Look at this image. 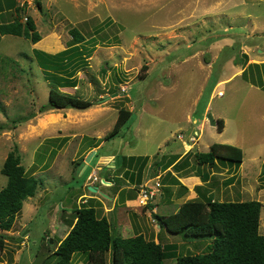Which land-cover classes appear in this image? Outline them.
Masks as SVG:
<instances>
[{
	"label": "rangeland",
	"instance_id": "374dc122",
	"mask_svg": "<svg viewBox=\"0 0 264 264\" xmlns=\"http://www.w3.org/2000/svg\"><path fill=\"white\" fill-rule=\"evenodd\" d=\"M16 2L22 17L34 20L41 40L33 43L0 35V60L12 58L20 64L13 70L14 65L7 63L5 68L0 63V124L7 126L0 131V191L8 182L1 172L3 164L16 145L27 173L43 185L25 201L13 228L0 231L10 237L5 250H0V264H56L55 250L70 231L74 211L89 201H95L118 235L142 233L175 244L178 256L202 253L209 239L184 240L161 229L153 216L175 213L183 202L197 198L199 186L220 202L260 201V233L264 234V87L251 79L259 83L260 76L264 83V68L248 69L264 63V0ZM14 18L15 12L7 11L0 15V23ZM74 28L86 37L82 50L89 58L76 73L77 88L65 91L95 105L84 111L39 114L49 101L50 86L36 61L24 57L32 56L33 49L50 54L66 50L73 42ZM242 69L248 70V77L243 78ZM122 108L132 111V117L119 135L104 141ZM33 113L37 116L12 128L13 120ZM210 113L224 121L223 132L210 125ZM200 130L199 141L191 147L177 138ZM94 143L100 146L93 150ZM213 144L241 148L243 164L231 170L210 168L197 165L192 157L181 174L155 168L158 160L164 159L165 164L175 155L206 153ZM93 151L96 154L87 164ZM117 157L127 161L148 157L141 186L152 187L159 180L163 194L146 205L141 204L138 190L127 189L117 196L112 182L116 175L112 161ZM198 168L209 175L208 181L199 180L192 185L193 193L178 198L173 179L194 177ZM165 190L173 193L170 201L163 198ZM79 256L72 264H83Z\"/></svg>",
	"mask_w": 264,
	"mask_h": 264
},
{
	"label": "trees",
	"instance_id": "16d2710c",
	"mask_svg": "<svg viewBox=\"0 0 264 264\" xmlns=\"http://www.w3.org/2000/svg\"><path fill=\"white\" fill-rule=\"evenodd\" d=\"M16 3V0H0V15L7 11L15 12V18L11 22L0 23V35L23 37L38 43L41 35L37 31L34 20L28 16L22 17L21 9ZM38 5L41 6L39 2ZM71 36L73 42L64 51L50 54L40 49H33L32 56L24 57L30 62L36 61L45 81L50 86L49 101L40 107L39 114L69 109L84 111L95 105V102L90 99L65 91L77 88L76 73L81 66L88 64L87 58H89L82 50L87 43L86 37L76 28L71 30ZM245 57L248 58L247 55ZM0 63L5 68L7 63H10V66L14 65L13 70L20 65L12 58H2ZM252 66L259 70L260 67L264 68V63L251 64L248 69ZM143 69L147 67L144 66ZM20 72H25V69L20 68ZM247 73L248 70L245 69L243 78L248 77ZM251 79L253 84L264 87L262 77L259 76V83L254 77ZM118 82L121 83L119 78ZM119 89H113L112 92L116 93ZM99 92V96L103 95L101 91ZM132 115V111L120 109L118 119L104 141L119 135ZM35 116H37L36 113H33L13 120L12 128L26 123ZM6 127L0 124V131ZM224 127V121L217 120L218 131L223 132ZM99 146L100 143H94L91 148L94 150ZM192 157L199 166L210 168L222 166L231 170L243 164L244 152L241 148L230 144H213L206 153L189 152L183 158L175 155L165 164L163 159L161 162L158 160L154 165L156 169L163 168V171L172 167L176 173L181 174L184 168L189 166ZM148 163V157L138 159L132 157L129 161L123 157L119 166L116 163L112 164L116 169L112 182L117 185L116 190L120 191L119 195L124 194L127 189L138 190L139 193ZM76 164L79 166L81 163ZM1 172L8 178L6 187L0 191V231L6 232L13 228L25 201L35 197L43 181L27 173L22 164L18 145L9 152ZM195 176L203 182H207L209 178V175L202 174L199 168ZM171 184L178 186V198H184L189 193V189L177 178H174ZM195 190L197 198L183 202L175 213L153 216L154 222L159 224L161 229H165L172 235L180 234L184 240L187 238L209 239L211 242L202 253L178 256V246L175 244L166 245L161 241L148 239L142 233L132 237L118 235L113 232L111 221L106 216L100 215L95 201H89V204H84L74 211L75 217L70 224V231L63 240L58 242L55 250L56 264H72L78 255L82 257L83 264H166L167 259H176L177 264H264V234L260 233L263 204L257 200L220 202L214 200L212 195H207L202 186L196 187ZM165 191L163 198L170 201L173 193ZM161 194H163L162 191ZM9 238L6 233L0 234L1 251L5 250ZM108 255H110V261ZM8 264L19 263L9 262Z\"/></svg>",
	"mask_w": 264,
	"mask_h": 264
},
{
	"label": "built area",
	"instance_id": "2783aa9c",
	"mask_svg": "<svg viewBox=\"0 0 264 264\" xmlns=\"http://www.w3.org/2000/svg\"><path fill=\"white\" fill-rule=\"evenodd\" d=\"M201 131H195L194 134L185 137L184 135H179L177 138L186 146L196 145L200 139ZM152 187L144 186L139 190V200L141 204L146 205L148 202L155 200L157 197L161 196L162 187L160 181H155Z\"/></svg>",
	"mask_w": 264,
	"mask_h": 264
},
{
	"label": "water",
	"instance_id": "95a60500",
	"mask_svg": "<svg viewBox=\"0 0 264 264\" xmlns=\"http://www.w3.org/2000/svg\"><path fill=\"white\" fill-rule=\"evenodd\" d=\"M114 96H117V95H114ZM104 101H105V99L101 100L100 102H104ZM207 120H208V122L210 123L211 126H213V127H217V121H216V119L213 117V115H212L211 113L208 114V116H207ZM95 154H96V151H93V152H92V153L86 158V163H87V164L90 163V161L93 159V157L95 156ZM120 161H121V158L117 157V158H115L112 162H113V163H116V164L119 166ZM103 165H104V163H103ZM101 169H102V168H101ZM90 191L93 192V193H97V192H98L97 189L94 188V187H90ZM103 195H104L105 197L109 198L107 195H105V194H103ZM51 242H52V240H51Z\"/></svg>",
	"mask_w": 264,
	"mask_h": 264
},
{
	"label": "crops",
	"instance_id": "0c3cea01",
	"mask_svg": "<svg viewBox=\"0 0 264 264\" xmlns=\"http://www.w3.org/2000/svg\"><path fill=\"white\" fill-rule=\"evenodd\" d=\"M241 71H243V69L241 70ZM219 85V84H218ZM208 112V109H206V111H205V113H207ZM105 158H110V156H108V157H105ZM181 159V158H180ZM171 169H172V167H171ZM182 177V176H181ZM184 179V181L186 182V184L189 186V187H187L186 185V187L189 189V193L191 194V193H193L194 191L192 190L193 189V186L192 185H197V183H199V180H201V179H199V177H197V176H191V178H189V177H186V178H182V179H180V181L181 180H183ZM182 182V181H181ZM143 184V183H142ZM183 184V183H182ZM184 185V184H183ZM93 186V185H92ZM142 187V186H141ZM133 188V187H132ZM97 189V188H96ZM113 193V192H112ZM105 195H107V193H104ZM109 195V194H108ZM107 195V196H108ZM119 195V191L117 192V196ZM109 198L108 199H111V196L109 195L108 196ZM66 237V236H65ZM64 237V238H65ZM63 238V239H64ZM24 243V242H23ZM22 243V244H23Z\"/></svg>",
	"mask_w": 264,
	"mask_h": 264
},
{
	"label": "clouds",
	"instance_id": "9594fccd",
	"mask_svg": "<svg viewBox=\"0 0 264 264\" xmlns=\"http://www.w3.org/2000/svg\"><path fill=\"white\" fill-rule=\"evenodd\" d=\"M216 121H217V120H216ZM200 131H202V130H200ZM200 131H199V132H200ZM96 180H97V178H96Z\"/></svg>",
	"mask_w": 264,
	"mask_h": 264
}]
</instances>
